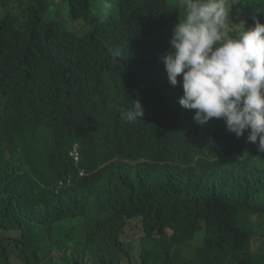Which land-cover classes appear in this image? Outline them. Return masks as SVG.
<instances>
[{"label": "clouds", "instance_id": "9594fccd", "mask_svg": "<svg viewBox=\"0 0 264 264\" xmlns=\"http://www.w3.org/2000/svg\"><path fill=\"white\" fill-rule=\"evenodd\" d=\"M29 1L26 0L22 8H15L8 0L15 14L24 19V29L26 21H30L31 13L26 14ZM167 1L175 6V14L169 33L165 31L156 40L158 59L176 68H180L178 62L182 57L199 59V64L207 62L221 71L229 61L225 76L239 82L240 86L220 83L207 74L180 77L176 70L165 77L175 91V105L161 113L173 120L186 115L192 124L201 118L215 116L218 131L222 133L221 145L214 147V139L199 146L177 139L172 149L166 150L158 145L153 132L139 124L141 119L134 122L125 112L123 121L136 124L137 132L122 140L120 149L108 162H100L106 147L105 123L97 122L96 109L104 102L105 113L109 115L111 102L110 98L91 89L99 73V61L77 68L74 75L77 88L86 89L96 106L73 107L70 105L72 93L67 96L60 93L58 96L63 98L55 101L54 109L48 113L47 131L29 128L58 137L53 150L64 160L71 161L76 171L54 185H45L46 197L37 204L40 212L42 208L46 211L47 228L44 227L42 234L31 236L27 223L31 214L25 208L24 192L14 173L0 168V264H111L112 255L116 257V264L131 263V252L137 245L139 256L141 225L137 219H129V212L122 208V196L109 205L99 196L101 187L113 183L115 176H128L126 193L135 196L136 204L147 208L155 206L162 214L170 192L193 195L197 204H207L215 211L213 204L204 197L206 191L201 185L205 178L219 181L221 204L232 208L235 202H242L252 221H257L258 207L264 203V197L258 195L264 193V21L256 19L253 9L241 6L243 0ZM32 2V8L42 10L47 21L46 0ZM94 9L95 3L92 14L97 12ZM17 10L24 16L16 13ZM183 24L191 29L181 35ZM233 25L239 31L237 39L230 35L235 31ZM215 49L219 55L215 54ZM61 113L65 114L59 119ZM95 156L93 171L81 166L83 161L92 163ZM109 165H114V170L104 174ZM183 176L190 177L189 184L196 187L184 190ZM256 192L258 194H253ZM189 202L186 197L169 201L168 219L172 232L164 250L169 252L170 264H246L245 259L236 254H223L222 245L201 243L207 237L210 224L203 214L191 212ZM219 206L220 203L218 211ZM119 221L128 223L122 237L128 246L126 253L118 252L115 247L122 236L115 226ZM176 228L186 231V243L175 241ZM156 231H160V227ZM64 236L70 239L69 250H64ZM254 242L258 243L255 249ZM261 243L259 237L251 239L254 253ZM54 252L58 253L56 258ZM150 257H154L152 253ZM138 264H141L139 257Z\"/></svg>", "mask_w": 264, "mask_h": 264}, {"label": "trees", "instance_id": "16d2710c", "mask_svg": "<svg viewBox=\"0 0 264 264\" xmlns=\"http://www.w3.org/2000/svg\"><path fill=\"white\" fill-rule=\"evenodd\" d=\"M46 2L47 21L42 10L32 8L33 2L29 1L26 14L31 13L30 21H26L25 29L22 28L24 19L6 9L8 0H1L5 13L0 14V168L5 167L7 173L13 172L24 192L25 208L31 214L27 220L31 236L42 234L44 227L47 228L46 211L42 208L40 212L37 204L46 197L45 185H54L60 178L74 173L76 166L53 150L58 137L29 128L47 131L48 113L54 109V102L63 98L58 96L60 93L65 96L72 93L70 105L73 107L96 106L86 89L77 88L74 80L77 68L99 61V73L91 89L110 98L109 115L105 113L104 102L96 109L97 122L105 123L106 147L100 157L102 163L108 162L120 149L122 140L137 132L136 124L123 121L125 112L134 122L141 119L139 124L153 132L158 145L166 150H171L177 139L196 146L214 139V147L221 145L222 133L218 131L215 116L201 118L192 124L186 115L173 120L161 113L175 105V91L165 80L174 71L177 70L180 77L192 73L207 74L220 83L240 86L239 82L225 76L229 61L221 71L218 66L212 67L207 62L199 64V59L182 57L178 62L180 68L158 59L156 40L165 31L169 33L175 14V6L167 0H69L70 21L82 20L86 25L81 32L67 31L54 24L49 19L51 0ZM94 3H97V12L92 14ZM241 6L253 9L256 19L264 21V0H243ZM233 29L235 31L230 35L237 39L239 31L234 25ZM216 45L217 42L215 48ZM215 54L219 55L216 49ZM64 114L61 113L59 119ZM87 138L91 142L90 137ZM96 157L92 163L83 161L81 166L93 171ZM114 168L109 165L104 174ZM182 179L184 190L196 187L189 184L190 177L183 176ZM128 182V176H115L113 183L101 187L99 196L108 205L122 196V208L129 212V219L139 221L141 246L138 257L141 264H170L169 252L164 250L172 232L168 219L169 201L185 197L190 201L191 212L203 214L210 224L202 244L222 245L223 254H236L245 259L246 264H264V203L258 207L257 221H252L242 202H235L232 208L222 205L219 181L205 178L201 185L206 191L204 197L213 204L215 211L207 204H197L193 195L170 192L162 214L155 206L147 208L136 204L135 196L126 193ZM258 195L264 197V193ZM115 226L122 235L115 247L118 252L126 253L128 246L122 237L128 223L119 221ZM157 227L160 231H156ZM176 233L178 244L187 242L186 231L176 228ZM253 237L262 241L256 253L250 244ZM63 246L64 250L71 248L69 237H63ZM150 253L154 257H150ZM110 262L116 264L114 255Z\"/></svg>", "mask_w": 264, "mask_h": 264}, {"label": "rangeland", "instance_id": "374dc122", "mask_svg": "<svg viewBox=\"0 0 264 264\" xmlns=\"http://www.w3.org/2000/svg\"><path fill=\"white\" fill-rule=\"evenodd\" d=\"M14 4L15 8H22L24 5H26V0H10ZM52 1V13L50 15V20L56 24L61 29H65L67 31L71 32H81L84 27H81L83 24V21H77L72 22L69 19L68 16V0H51ZM233 5L231 4V7ZM7 10L12 11L15 14V11L13 9L12 4H8ZM97 10V3H95V9ZM5 13V9L3 8V5L0 3V14ZM16 13H18L21 16H24V13L22 11L17 10ZM191 27H189L187 24H183L180 28L179 33L181 35L186 34L188 30H190ZM258 243H253V248L255 249L257 247ZM58 256L57 252H54V257L56 258ZM132 262L128 263L125 261V264H138V245L132 250L131 252Z\"/></svg>", "mask_w": 264, "mask_h": 264}]
</instances>
